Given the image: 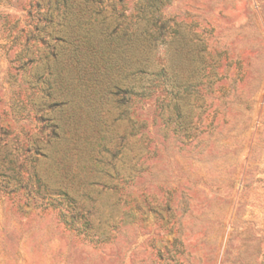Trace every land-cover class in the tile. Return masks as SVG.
I'll use <instances>...</instances> for the list:
<instances>
[{
	"label": "rangeland",
	"instance_id": "374dc122",
	"mask_svg": "<svg viewBox=\"0 0 264 264\" xmlns=\"http://www.w3.org/2000/svg\"><path fill=\"white\" fill-rule=\"evenodd\" d=\"M0 264H264V0H0Z\"/></svg>",
	"mask_w": 264,
	"mask_h": 264
}]
</instances>
